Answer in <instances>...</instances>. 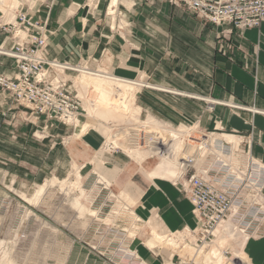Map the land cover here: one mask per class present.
I'll list each match as a JSON object with an SVG mask.
<instances>
[{
  "label": "crops",
  "instance_id": "obj_1",
  "mask_svg": "<svg viewBox=\"0 0 264 264\" xmlns=\"http://www.w3.org/2000/svg\"><path fill=\"white\" fill-rule=\"evenodd\" d=\"M88 1L34 0V7H22L34 20L45 22L48 59L94 62L113 76L147 84L135 92L141 117L172 128L195 125L218 133L216 138L224 134L218 138L232 141L239 153L250 142L251 157L264 166V23L258 29L228 33L227 27L206 23L168 0H126L130 5L121 8V17L127 27L112 33L102 9L95 16L88 13ZM4 24L0 20V46L8 50L13 40L2 30ZM0 74L17 75L13 59L0 55ZM0 107L7 120L20 116L1 90ZM117 116L122 118L102 112L88 120ZM96 148L101 147L85 143L83 170L91 166L90 151ZM144 159L134 162L108 154L96 174L104 182L98 183L126 197L141 223L164 233L193 228L192 207L179 186L173 179H151L157 164L151 167ZM243 248L251 264H264V225Z\"/></svg>",
  "mask_w": 264,
  "mask_h": 264
},
{
  "label": "rangeland",
  "instance_id": "obj_2",
  "mask_svg": "<svg viewBox=\"0 0 264 264\" xmlns=\"http://www.w3.org/2000/svg\"><path fill=\"white\" fill-rule=\"evenodd\" d=\"M103 1L104 5L100 3L101 0H89L86 4L88 13L95 16L102 9L103 19L108 20L109 31L116 33L118 29H126L127 24L121 17V8L128 7L130 3L119 0L114 14H110L108 7L111 0ZM5 4H7L5 6L9 5V3ZM17 5V7L12 6L13 9H11L14 17L23 6L32 8L35 3L34 0H18ZM4 17V13L0 10V20L8 23L6 20L10 16ZM45 56L48 59L47 50ZM48 60L92 71L103 70L113 75L112 72L94 62L91 64L86 61ZM77 78L78 73L75 72H66L64 76V79L68 80L73 87V92L81 99L83 108L75 127H65L54 122L44 130L45 123L42 118L30 115L27 109L17 106L12 97L0 89L12 101V105L18 107L16 114H20V116L13 114L7 120L5 114L0 111V242H2L0 263L7 255L11 261L13 260L7 264H111L106 258L116 254V249L121 246L135 251L146 264H176L178 250L175 243L173 247L170 245L167 247L163 243L153 248L146 246L153 236L157 235L165 240L164 235L169 232L164 233L151 224L147 226L146 223H136L135 221L140 218L133 213V204L131 202L128 204V212L126 210L121 212V204L125 206L129 202L128 199L125 197L127 200L124 203L123 195L115 196V191L112 188L108 189L107 184L98 183L104 182L96 175L100 169L104 168L102 165L104 157L114 153L133 160L127 152L122 148L113 150V146L105 151L96 148L90 151L92 159L88 169L83 170L81 168L83 163H80L85 155L87 156L85 143H89L92 147H101L106 140V135L110 133L114 135L120 127L124 128V126L145 121L150 122L147 123L148 126L155 128L156 123L152 121L153 119L144 118V116H131V114L125 116L117 113L116 110L114 111V103L118 101L116 97L109 96L107 99L109 104L103 105L97 99L98 92H95L94 88L93 91L92 87H85V89L79 86L76 83ZM132 95L133 108L136 107L135 94ZM86 105H97L94 110L95 118L102 112L119 114L122 118L117 116L108 121L88 120L92 117L87 115L84 108ZM36 123L38 126L35 125ZM89 123L94 127L83 129L84 126H89ZM98 127L105 133L100 132ZM52 129L55 131L51 132ZM162 129L158 132L159 136L171 134L166 131V127ZM148 130L150 129H147V132ZM171 149L172 158L155 156L147 161L148 165L154 167L162 161L177 165L174 155L179 149L175 150L173 145ZM140 150L145 151L143 148ZM145 158L147 159V156ZM74 165L79 167V179L76 178ZM64 180L67 182L62 183ZM45 183L53 185L46 188L38 201L32 204L26 202L25 197L32 198L36 190ZM102 187L105 189L101 191ZM72 199H79L85 206L87 213L84 216H75L70 205ZM129 213L134 215L130 216ZM132 228L137 230L134 231ZM135 237L138 240H130ZM223 237L230 240V237L222 236L223 241H217L216 236L215 246L211 248L210 253H217L219 248L225 246L226 240ZM147 238L150 239L146 240ZM130 241L134 243V247H131ZM218 261H223L219 255Z\"/></svg>",
  "mask_w": 264,
  "mask_h": 264
},
{
  "label": "built area",
  "instance_id": "obj_3",
  "mask_svg": "<svg viewBox=\"0 0 264 264\" xmlns=\"http://www.w3.org/2000/svg\"><path fill=\"white\" fill-rule=\"evenodd\" d=\"M168 2L206 23L227 27L228 33L258 29L264 23V0ZM2 30L10 35L13 43L8 50L0 46V51L14 60L17 75L7 78L0 74V89L30 115L42 118L44 130L54 122L75 127L73 121L79 119L83 108L81 99L64 76L66 72L78 73L77 69L81 67L48 60L45 51L50 33L45 22L34 20L22 9L17 11L13 22L2 26ZM162 127L169 132L177 130L169 126L151 128L145 121L137 122L117 129L114 134L119 139L117 148L103 143L101 149L112 146L113 150L143 148L151 150L150 158L167 157L171 142L169 135L159 136ZM147 129L150 130L147 132ZM186 129L183 140L191 154L184 156L180 151L179 174L174 180L191 204L195 223L191 229L166 234L167 238L175 239L171 241L177 245L176 264H210L205 258L215 246L218 230L223 228L230 235L228 245L217 252L224 264H251L243 246L257 236L264 225V166L251 157L250 142L246 144V150L239 153L230 143L218 138L224 134L213 139L218 133L204 132L195 125ZM135 222L141 223L139 219ZM106 260L111 264H146L135 251L121 246Z\"/></svg>",
  "mask_w": 264,
  "mask_h": 264
},
{
  "label": "bare ground",
  "instance_id": "obj_4",
  "mask_svg": "<svg viewBox=\"0 0 264 264\" xmlns=\"http://www.w3.org/2000/svg\"><path fill=\"white\" fill-rule=\"evenodd\" d=\"M5 3H9V5L11 7L9 5L5 6V5H7ZM17 4H18V0H0V10L4 13L5 17L10 16V18L8 20H6V22L9 23L13 19L14 15L11 12V9H13L12 6L17 7L18 6ZM118 4H119V0H111L110 1V6L108 7L110 14H114V12L116 10L115 8L118 6ZM107 13H108V10H107ZM113 26H114V24H113ZM0 55H4V52H0ZM58 64H60V63H58ZM77 71H78V78L76 79V83H78V85L83 87V88L92 87V90L94 88V90H96L95 92H98V97H99V98H97L98 101L102 102L103 105L109 104L107 102V99L109 98V96L112 95V96L116 97V99H118V101H115L116 103H114V111L116 110L117 113L119 112V113H121V115L123 114L125 116H127L129 114H131V116H133V115L139 116L140 109H138L137 107L132 108V104L134 101V97L132 94H135V92H132V91L138 90L140 87L145 86L144 84L139 83V82H132L130 80H125L122 78H118V77L113 76V75H111V74H109L103 70L92 71V70H89V69L82 67V68H78ZM146 87H149V86H146ZM96 106L97 105H95V106L94 105H86L84 107L88 113L87 114L88 116L94 117V113H95L94 110H95ZM112 106H113V104H112ZM98 107H99V105H98ZM131 118L133 119V117H131ZM76 122H78V120L73 121L74 125ZM147 123H150V122H146V124ZM159 125L160 124H157V123L155 124L156 127H158ZM90 128H92V126H86V127L84 126L83 127V129H86V130L90 129ZM170 132H171V134L169 135V137H170L169 142H171V144L169 146L167 145L168 150L166 152V153H168V156L163 157V158H165V159L172 158V156H173V152L171 149L172 145L174 148H176L175 150H178L180 147H182L174 155V157H175L174 159L176 160V162L178 164L177 160H178V157L180 156L179 155L180 151H182L181 154H183L184 156L191 154V150L189 148L185 147V145H184L185 143L183 142L184 141L183 137H184V134L187 132V129L185 126H180L177 128V130H175V131L172 130ZM213 139H216V137H213ZM226 142L233 145L232 141H226ZM104 144L106 146H109L110 144H112L114 146L120 145L119 139H117L111 133L107 136ZM102 149L104 150L103 147H102ZM124 150L127 152V154L131 158L135 159L136 161H141L146 156H147V159H149L150 154H151L150 149H147L145 151H141L139 149H134L133 147H129L128 149L124 148ZM75 168H76V178L79 179L80 178L79 167H75ZM178 173H179V169H178V166L176 164H174V163L172 164L170 162L165 163L164 161H162V163L157 165V167L154 169V171L149 173V177L151 179L154 177H161L163 179L167 178V181H168V179L174 180L177 177ZM66 182H67V180H64V182H62V183H66ZM52 185H53L52 183L43 184L41 187H39L36 190V192L32 198H26L25 197L26 202H28V203L30 202L32 204L35 201H38V199L44 193L46 188L51 187ZM109 197H110V195H109ZM112 197L115 198L114 196H112ZM120 197H122V196H120ZM124 200H125V202L124 201L123 202L126 203L127 199L125 197H124ZM127 201H129V200H127ZM120 202H122V200H120ZM129 203H130V201L127 202V204L125 206H123L124 205L123 203L121 204V206H120V209L122 210L121 212H123L125 210L127 211V207H129V205H128ZM70 205H71V209L75 212V216H77V217H82L85 215V213H87V209L85 208L84 205H82L80 203L79 199H72L70 201ZM124 213H126V212H124ZM113 214L116 215V213H113ZM129 215L131 216V213H129ZM150 224L151 223H147V226H149ZM132 230L136 231L137 229L132 228ZM179 235L181 236L182 233ZM216 236H217V241H219V240L223 241L221 239L222 236L230 237L229 233H227V232L225 233V228L218 230ZM164 238H165V240H162L159 236L155 235V236H153V238L151 240H149L147 242L146 246L148 248H153L155 246L160 245L161 243L165 244L167 247L169 245L172 247L174 246V241H171V240H175V239L167 238L166 235H164ZM223 239L226 240L225 237H223ZM1 244H2V242H0V246H1ZM226 245H228V240H226L225 246ZM205 259H206L205 261L209 262L210 264H224V261H218V255L215 252L209 253ZM10 261H11L10 258H8L6 255V258L4 257L0 264H7Z\"/></svg>",
  "mask_w": 264,
  "mask_h": 264
}]
</instances>
